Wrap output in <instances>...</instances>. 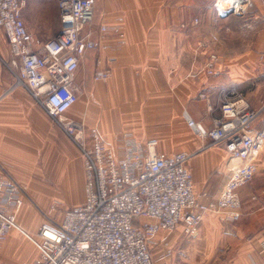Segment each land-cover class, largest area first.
I'll list each match as a JSON object with an SVG mask.
<instances>
[{"label":"crops","instance_id":"crops-1","mask_svg":"<svg viewBox=\"0 0 264 264\" xmlns=\"http://www.w3.org/2000/svg\"><path fill=\"white\" fill-rule=\"evenodd\" d=\"M92 1L94 29L105 26L107 30L99 39L101 48L87 52L77 69L78 99L66 115L82 122L85 128L95 127L118 157L122 156L125 136L141 144L154 140L157 153L183 151L192 155L187 166L194 193L215 196L239 162L227 157L220 147L208 148L210 141L192 133L183 113L209 130L221 118L222 90L240 92L251 108L264 105V54L250 49L235 54L216 53L227 43L228 35L218 34L210 21L204 23L198 17L202 12L192 5L194 0ZM25 4L21 19L28 33L46 42L58 29L57 0H25ZM207 10L208 14L212 12V8ZM248 15L240 31L246 32L247 38L250 33L256 35L257 44H263L264 0H255ZM194 19L198 20L196 25L192 23ZM219 19L223 23L227 18ZM228 30L232 31V26L225 32ZM120 33L125 44L118 49ZM206 41L209 47L200 49L199 45ZM211 52L218 56L219 73L214 76L205 75L202 68ZM95 57L104 64L113 59L106 81L94 79ZM7 61L17 73V62L9 49L1 47L0 176L14 178L39 205L40 211L25 196L16 217L26 233L35 235L41 211L50 201L57 199L67 209L83 204V160L77 147L27 91L14 85L1 66H8ZM257 77L260 80L255 82ZM256 167L253 179L238 191L237 220L221 221L215 214L204 215L193 244L182 226L171 233H158L156 241H166L173 249L172 256L177 254L172 264L185 263L184 251L192 245L191 255L193 250V255L197 252L199 264H264V146ZM150 251L154 264H171L172 256L162 260L158 246H151ZM208 254H220L217 256L226 260L211 261ZM37 255V249L16 230L0 243V264H31Z\"/></svg>","mask_w":264,"mask_h":264},{"label":"built area","instance_id":"built-area-1","mask_svg":"<svg viewBox=\"0 0 264 264\" xmlns=\"http://www.w3.org/2000/svg\"><path fill=\"white\" fill-rule=\"evenodd\" d=\"M254 2L213 0L212 11L217 19L245 16ZM57 3L58 29L46 42L28 33L21 19L25 0H0V33L18 64L17 73L11 71L14 85L26 90L77 147L83 160L84 200L81 206L69 209L57 199L50 201L41 211L43 220L35 235H31L16 220L25 188L12 177L0 176V243L10 231L19 232L38 251L31 264H154L151 246L162 250V260L172 256L169 243L156 241L158 233H171L182 226L184 234L195 237L206 214H215L221 221L237 220L238 191L253 179L264 146V105L251 108L244 96L222 90L221 118L209 130L183 113L192 133L210 141L208 148L220 147L227 157L239 162L211 198L194 193L187 166L192 155L186 152L157 153L154 140L141 144L125 136L118 157L95 127L85 128L66 115L78 99L77 69L87 52L101 48L99 39L107 29H94L92 0ZM192 23L196 25L198 20ZM124 42L120 33L116 48ZM199 47L208 48L209 41ZM94 59V79L106 81L113 59L107 64L99 57ZM217 63L218 56L209 53L202 67L205 75H217Z\"/></svg>","mask_w":264,"mask_h":264},{"label":"rangeland","instance_id":"rangeland-1","mask_svg":"<svg viewBox=\"0 0 264 264\" xmlns=\"http://www.w3.org/2000/svg\"><path fill=\"white\" fill-rule=\"evenodd\" d=\"M212 2H213V0H194V2L192 3V5L193 6H195L196 8L197 7H199V9L201 10V12H202V16H198L199 18L201 17L202 19H203V22L205 23V22H207V21H210V23H212L215 27H216V29H217V32H218V34H221L222 32L223 33H225V34H227L228 35V37H227V39H228V41H227V43H225V45L224 46H221V48H220V50H217L216 51V53H218L219 55H221L222 53H232V54H235V53H238V52H242V51H244V50H251V51H253V52H257V53H260L261 54V52L264 54V43L263 44H257V40H256V35H251V33H250V35H249V38H247L246 36H245V33L246 32H241L240 31V26H242L244 23H245V19H247V17L249 16L248 14H249V12H248V14L247 15H245V16H242V18H241V16H237V15H233V16H225V18H227V19H225L226 21H224V22H226V23H222V22H220V19L218 20L216 17H215V14H214V12L212 11V12H210V14H208V10L207 9H210V11H211V8H212ZM207 7H209V8H207ZM190 9V8H189ZM252 9V8H251ZM199 10V11H200ZM187 12H190V10L189 11H187ZM191 13V12H190ZM190 13H187V18H190V16L191 15H189ZM182 18H186V16H184V17H182ZM231 27L232 26V31H227V32H225V30H226V28L227 27ZM57 31V30H56ZM248 40H250V42L248 43V46H247V41ZM1 47H3V48H7V45L5 44V39L3 38V35L0 33V48ZM8 49V48H7ZM13 59V58H12ZM8 62V61H7ZM2 66V69L4 70V71H7L8 72V75L10 76V77H12V81L13 82H15V77L12 75V73H11V69L13 68L12 67V64L10 65L9 64V62H8V66H6V65H1ZM11 68V69H10ZM13 70V69H12ZM13 72H14V70H13ZM263 76H264V71H263ZM251 78H253V77H251ZM261 79H262V81H264L263 79V77H261ZM256 80H260L258 77L254 80L255 82H257ZM225 92H227L226 90H224ZM236 94V93H235ZM238 94H240L241 96H243L240 92L238 93ZM245 97V96H244ZM24 187V186H23ZM25 188V196L27 197V199H29V201H30V203H31V205H33V206H35L36 208H37V210H39L40 211V208H39V205H37L33 200H32V198L29 196V194H28V191H27V189H26V187H24ZM66 203V205H69V202H65ZM48 205H49V203H47ZM48 207V206H47ZM67 207V206H66ZM47 209V208H46ZM45 211V210H44ZM42 213V212H41ZM41 220H43L42 219V217H41ZM187 238H188V240H189V242L190 243H192V239H193V237H188L187 236ZM189 243V244H190ZM193 244V243H192ZM186 246H188V245H186ZM193 246V245H192ZM192 246H190V250H186V251H184V253L186 254H184L186 257H185V263H181V264H199V263H201L200 262V258H199V256L197 255V252H196V256L195 255H193V252H194V250H193V252H192V255H191V249H192ZM172 253H173V249H172ZM195 254V253H194ZM176 253H174V256H172V259H171V264H172V261L173 260H175V258H176ZM217 255H220V254H217ZM216 254L214 255V257H213V255H211V254H208V258H209V260H211V261H214V260H216L217 261V263H223V262H225V258L223 257V256H217ZM194 256V257H193ZM197 258V260H195ZM206 258V257H205ZM181 258H179V260H180ZM202 259V258H201ZM220 261V262H219ZM196 262V263H195ZM173 264H177V262H174Z\"/></svg>","mask_w":264,"mask_h":264}]
</instances>
